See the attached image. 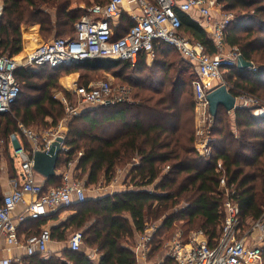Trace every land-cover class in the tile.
Instances as JSON below:
<instances>
[{
	"label": "trees",
	"instance_id": "obj_1",
	"mask_svg": "<svg viewBox=\"0 0 264 264\" xmlns=\"http://www.w3.org/2000/svg\"><path fill=\"white\" fill-rule=\"evenodd\" d=\"M220 1L225 12L240 13L226 26V43L237 47L240 56L253 65L252 69H227L222 85L235 97L246 94L264 103V0ZM80 2L89 5L88 0H0V55L21 52V26L25 24H38L44 39L72 37L82 11L70 7ZM177 15L180 33L201 43L208 54H215L214 42L201 23L188 13L177 10ZM172 53L177 59H169ZM178 54L160 43L154 47L150 66L142 54L134 65L95 58L15 71L20 93L11 112L0 113V141L5 144L10 134L18 132L25 148L29 144L18 123L43 133L65 116L63 105L51 95L58 78L77 73L86 85L92 72L121 65L135 75L130 80L131 102L92 106L68 121L64 151L56 166L72 162V174L85 187L102 179L108 184L117 169L128 167L132 189L72 205L76 213L70 225L82 233L84 246L101 254L98 263L84 250H69L65 261L34 253L15 264H138L136 235L144 233L148 221L159 219L161 224L149 243L150 260L162 249V233L175 222H182L183 237L200 228L212 244L220 235L226 198L238 207L240 230L264 216V118L254 117L245 107H238L233 115L219 107L211 116L210 153L201 155L191 124L192 93L183 95L182 91L187 86L192 90L197 74ZM63 93L69 97L64 89ZM60 180L55 175L44 186L59 185Z\"/></svg>",
	"mask_w": 264,
	"mask_h": 264
},
{
	"label": "built area",
	"instance_id": "obj_2",
	"mask_svg": "<svg viewBox=\"0 0 264 264\" xmlns=\"http://www.w3.org/2000/svg\"><path fill=\"white\" fill-rule=\"evenodd\" d=\"M125 0H108L100 5L88 8L92 15L90 18L84 14L75 23L74 35L70 38H51L41 40L33 33L27 31L22 37L21 59L14 56L0 55V113L11 112L12 105L20 93V85L15 78V71L20 68H37L44 65L55 67L58 65H71L95 58H108L127 61L134 65L137 58L144 54L153 57L154 47L160 43L170 45L180 55L184 56L192 66L196 67L197 78L192 82V91L196 106L204 112L205 129L200 145L196 146L198 152L208 157L210 148L209 128L211 116L208 112L206 95L219 85H222L223 73L236 65L239 57L237 47L229 46L225 41V29L234 18V14L227 12L212 22L210 11L215 9L216 0H130L139 7V14L131 17L133 23L128 31L118 37H113L109 25V18L117 16ZM197 9L204 18V29L212 38L216 53L208 54L201 43L193 41L180 33V20L177 10L189 13ZM1 13V7H0ZM71 92L87 106L112 105L116 103L131 102L128 87L120 86L113 89L106 80L89 82L78 86L71 81ZM236 105L248 108L254 117L264 118V103L254 96L240 94L235 97ZM66 115H77L66 97L59 99ZM22 133L27 135L31 142V151H27L17 142L13 154L18 163L15 176L8 181L10 190L0 203V239H4L6 251L10 246L20 244L18 226L26 218L39 220L49 211L59 207H70L73 203L86 200L85 188L81 181L72 174V162H67L60 174V184L44 186L35 180L36 172L33 170L32 153L43 150L57 136V132L47 133L41 143L32 132L18 123ZM63 137V136H62ZM10 140L17 141L15 134ZM80 155V153H78ZM224 186V180H220ZM24 205L23 212L14 219L13 213L17 206ZM224 217L221 223L220 235L210 244L201 229L192 230L188 239L183 241L180 236L171 241L164 255L155 261L148 259L151 250L149 243L151 234L141 235L136 253L141 259L140 264H264L262 254L264 251V216L252 223L253 230L259 236L251 242L248 233L241 234L238 207L230 199L223 202ZM146 225V229H147ZM154 232V229H150ZM50 230L42 228L37 234H32L24 240V248L28 256L34 253L44 254L46 245L50 240ZM82 233L75 231L69 238L68 246L71 251H78L82 244ZM0 264H11V259L3 256L0 250Z\"/></svg>",
	"mask_w": 264,
	"mask_h": 264
},
{
	"label": "crops",
	"instance_id": "obj_3",
	"mask_svg": "<svg viewBox=\"0 0 264 264\" xmlns=\"http://www.w3.org/2000/svg\"><path fill=\"white\" fill-rule=\"evenodd\" d=\"M88 1H89L88 6L84 2H80L79 4L73 3L70 8L80 9L82 11L81 16L88 13L90 18L97 19L98 17L96 15H92L89 13L88 8L96 4L102 5L106 3L108 0H88ZM0 7H1V12H2V5H0ZM139 12H140L139 7L135 3H133L130 0H125L123 2L121 12L117 16L108 19L109 25L113 31V36L114 35L115 36L124 35L133 23L131 17L133 15H138ZM188 14L192 19L201 23V25L205 24L204 18L200 16L197 9H192ZM210 16H211L212 22L222 17L220 13H216L215 9H212L210 11ZM27 31H33L36 37H38L41 40L49 39V38L48 39L42 38V36L39 33L38 24L22 25L21 26V37H23L24 33ZM205 31L208 32L207 27ZM20 56H22V54L19 53L18 57ZM178 56L183 61L185 60L186 62L189 63V61H187V59L184 56L180 54H178ZM152 62H153V57H147V56L145 57V63L147 66H150ZM192 68H194L193 70L197 74L196 67L192 66ZM247 69H252V68H247ZM75 75L76 73L75 74L70 73L68 75L61 77V79L63 78L68 79ZM70 87H71V82L67 83L66 87H64L65 88L64 90L69 93ZM229 113L233 115V112H229ZM67 123L68 122L66 120L65 121L61 120V122H59V124L55 128H51L47 130V132H43V133L39 132L38 134H34V135L38 138L40 142L43 141L42 138L46 137L47 133H50V132H53V133L57 132L58 134L62 135L64 138L67 132ZM26 129L30 130L29 128H26ZM13 134L16 135L17 141L12 142L10 140V137ZM20 137L21 136L18 132L17 133L14 132L9 135L8 139H6L5 144L3 143L4 141H0V145H1L0 147V203L2 201L3 196L7 194L10 190L8 181L11 178V175L14 174L13 176H15L17 169H18V163L14 157L13 149L16 145H18L17 143L18 141L23 146ZM26 141L28 142L29 147L28 146L27 148H25L24 146L23 147L27 151H29L32 145L28 137ZM11 145H12V151H11ZM63 170H64L63 166L56 167L55 175H60ZM35 180L45 185V182H46L45 178H43L37 173L35 175ZM129 183H130V177L128 176V167H125L123 169H117L115 171L114 177L108 182V184H106L105 181L101 180L97 185H94L93 189H91L92 186L85 187V184H83V182H82V185L85 188L86 199L95 200L97 198H101L102 196L108 193L123 191L125 189H132V186ZM73 204H76V202ZM72 205L70 207H59L56 210L49 211L45 216L41 217L39 220H31L29 218H26L18 226V238L20 241L19 245L10 246L6 251H4V249H6L7 246L5 244L4 239L2 238L0 239V250L3 251V256L10 258L11 264L21 263L28 256L23 246L24 240L28 236L32 234H37L38 232H40L42 228H47L50 230L51 235H50V240L48 241L46 245V251L43 254L44 257L45 258L54 257V258H59L61 261H65L64 254L70 250L68 246L69 238L72 235V233L75 232L73 231L72 233H70L71 230L73 229L72 225H70L71 218L76 213L75 207H73ZM23 210H24V205L17 206L13 213L14 219L17 218L23 212ZM140 237L141 235H136L135 252H136V246H137V243ZM79 250H81V246ZM100 256L101 254L96 259V255L92 253L88 255V257L92 259L95 263H98ZM136 256H137L138 264H140L141 259L138 257L139 256L138 253H136ZM150 261H154V260H150Z\"/></svg>",
	"mask_w": 264,
	"mask_h": 264
},
{
	"label": "rangeland",
	"instance_id": "obj_4",
	"mask_svg": "<svg viewBox=\"0 0 264 264\" xmlns=\"http://www.w3.org/2000/svg\"><path fill=\"white\" fill-rule=\"evenodd\" d=\"M223 5H224L223 1L216 0V6H215L216 13H220L221 15L223 13H225V11L223 10ZM233 13H234L235 16L240 14L239 12H233ZM18 56H19V54L17 56H14V58L19 61L21 59V56L20 57H18ZM169 59H177V55L175 53H172V55H170ZM132 72H134V71H131V69L129 67H124V66L121 65V66H117L116 68H113V69H110V70L94 71V72H92L90 74L88 81L89 82H96V81L106 80V81L111 83V86H112L113 89H117L120 86L128 87L129 90H130V96L132 98V95H131L132 94V90H131L132 81H130V80L135 77L134 73H132ZM73 74H75V73H73ZM223 78H224V76L222 77V81H221L222 84H223V82H225L223 80ZM74 80L76 81L78 86L84 85L83 84L84 80L83 81H81V79L79 80V77H78L77 73H76L75 76H72V77H70L68 79H64V78L61 79V77L58 78V80H57V86L58 87L51 91L52 97L54 99H56V100H59L62 97H64V95H65L63 93V89H65L64 87H66L67 83H70L71 81H74ZM69 91H70L69 92V97L66 98V99H67L69 104L74 109H77V111H78L77 115H79L82 111L92 107V106H87V105L81 104L80 100L71 92L70 89H69ZM182 91H183V95L185 93H189V92L192 93V97H193V101H194V111L192 112L193 121H192L191 124L194 127V131H195V135H196L195 146H197V144L199 146L201 138L204 137L203 133H205L204 129L206 127L205 123H204V112L202 114V110L200 109V111H199V108L196 106V103H195V100H194L193 91L191 90V86H187V87L182 88ZM64 113H65V116H64V118L62 120H64V121L66 120L67 122L70 119H72L74 116H76V115H74V116L73 115L72 116L66 115V111L65 110H64ZM210 124H211V122H210ZM207 127L209 128L208 125H207ZM30 128L29 129L32 132V134H38L39 133L38 131H42L41 129H38L36 127H30ZM11 151H12V145H11ZM167 169H168V167L165 168V170H167ZM79 181H81V180H79ZM102 181H103V179H102ZM82 182L83 181H81V183ZM93 187L94 186H92L91 189H93ZM181 223L182 222H175L173 227L169 231H167V232L164 231L162 233V236L164 237L162 249L159 250L160 252L158 251V253L155 255V257L151 258V260L155 261L158 258H161L164 255V253H165L167 247L169 246V244L171 243V241L174 240L175 238H177L178 236H180L181 240L186 241V239H188V235H189L190 231L200 229V228L192 229L186 234V236L183 237L182 232H181L182 229L180 227ZM159 224H161V219H159L157 221H151V220L148 221L147 224H146L148 226L147 229L144 231V233L139 234V235H143L145 233H150L152 235L153 232L150 231V229H154V231H155L156 227L159 226ZM74 230H77V229H75V228L72 229L70 233H72ZM242 230H240L241 231L240 233H242V234L246 233V232L248 233L247 234L248 235L247 238H248L249 242H251L253 239H256L259 236L258 231L253 230L252 223L249 226L243 228ZM81 250H84V252L87 255H89L90 253L96 255V259L100 255V253L98 251H96L94 248H89L87 246H84L83 244L81 246ZM262 259L264 260V258H262Z\"/></svg>",
	"mask_w": 264,
	"mask_h": 264
},
{
	"label": "water",
	"instance_id": "obj_5",
	"mask_svg": "<svg viewBox=\"0 0 264 264\" xmlns=\"http://www.w3.org/2000/svg\"><path fill=\"white\" fill-rule=\"evenodd\" d=\"M83 62V61H82ZM236 68L239 70L252 68V63L244 60L240 55L237 58ZM208 112L214 116L219 107L227 112H234L239 106L236 104L235 96L232 95L225 85H219L206 95ZM261 118V117H257ZM64 151L63 137L57 136L43 150H35L32 153L33 170L48 180L55 176V169L59 155Z\"/></svg>",
	"mask_w": 264,
	"mask_h": 264
}]
</instances>
